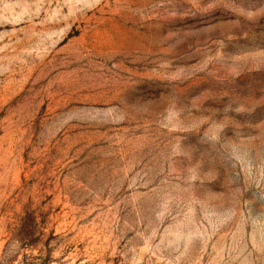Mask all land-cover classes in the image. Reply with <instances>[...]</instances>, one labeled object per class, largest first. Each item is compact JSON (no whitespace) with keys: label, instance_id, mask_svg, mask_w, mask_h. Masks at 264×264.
<instances>
[{"label":"rangeland","instance_id":"rangeland-1","mask_svg":"<svg viewBox=\"0 0 264 264\" xmlns=\"http://www.w3.org/2000/svg\"><path fill=\"white\" fill-rule=\"evenodd\" d=\"M0 264H264V0H0Z\"/></svg>","mask_w":264,"mask_h":264}]
</instances>
